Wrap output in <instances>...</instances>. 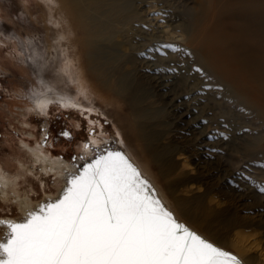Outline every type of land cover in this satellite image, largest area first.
Returning a JSON list of instances; mask_svg holds the SVG:
<instances>
[{
  "label": "rangeland",
  "instance_id": "rangeland-1",
  "mask_svg": "<svg viewBox=\"0 0 264 264\" xmlns=\"http://www.w3.org/2000/svg\"><path fill=\"white\" fill-rule=\"evenodd\" d=\"M47 1L51 3V10L43 0H0V167L3 175L13 183H17L19 192L22 195L27 194L32 201H42L48 195H56L61 187V183L53 176L43 177L39 174L33 176L32 172L25 169L29 165V155L21 143L25 141L23 139L25 136L30 138L27 133H32L27 129L28 123L32 126L36 124L37 127L33 132L36 135L39 133L38 121L29 117L33 100L39 98L45 90V84L41 79L43 70H39L38 67L47 65L48 62L51 72L54 70L53 73L50 72L51 74L58 71L65 76L63 70L59 69V65L65 60L64 50L67 49L65 52H68L71 62L80 66L78 69H81L78 73L80 84H78L83 88L82 92L78 93L74 83L71 85L67 81V84L63 86L60 82H54L52 77L47 78L56 94L55 100L51 99L49 103L52 105L54 115L56 112L60 114L56 123L52 125L53 153L62 155L63 159L71 162L81 154L84 141L96 145L93 139L109 141L122 137L129 148L127 151L134 157L144 175L152 179V183L160 190L167 207L173 210L177 220L189 224L198 232L200 231L195 224L182 217V213L195 219H202L200 217L211 205L216 209L225 208L228 204L227 195L231 194L235 197L232 204L240 214L257 216L251 225L235 226L226 232L224 229L226 221L223 218L215 222L205 221V224L212 231L221 233L220 236L224 237L225 241H219L218 244L235 255L236 250L230 246L229 241L236 233L241 234L248 244L247 247L250 248L247 253L239 255V258L245 261V264H249L245 260L246 257L252 258V264H264V206L254 208V211L243 209V205H249L248 196L254 191L255 184L258 183L255 187L260 190V195L264 196V164L252 161L253 164L240 163L234 166L235 168H231L229 165L236 164L239 160H226L215 150L214 146L210 145L214 139H203L199 133L202 130L200 123L184 122L177 111L169 112L166 109L167 116L164 111L160 110L159 103L154 98V108L147 110L148 115L154 121H159L153 131L158 134V138L160 137V145L175 149L172 159L176 168L169 175H162L160 165H156L142 150L139 143L133 140L131 133L133 125L130 121L132 117L126 105L127 100L123 98L129 97V94L125 92L122 98L117 97L109 87L106 88L103 84L105 77L100 79L97 75V70L104 71L106 68H113L114 76L123 73L131 76V80L132 78L142 80L138 60L141 56L137 55L136 50H131L129 45L133 43L135 35H140V32L146 29L145 26L138 24L141 22L140 13L146 9V6L139 7L137 3L139 0H95L92 2L80 0L83 1L80 5L86 14L122 12L117 11L115 7L123 3L128 9L122 15L129 14V17L132 15L128 22H121L115 26L120 32L117 31L112 36L108 45L116 46V50L113 51L116 59L113 60L112 54L109 53L110 55L107 56L101 68L100 63L97 64L95 61L93 66L88 64L81 53L82 46L77 42L80 33L71 31L69 27L68 21L71 22L73 16H71L68 5H71L72 0H69V4L68 0H63V5L65 2L63 9L59 8V0ZM162 1L166 4V6L160 4L163 8L161 9L163 16L168 17L171 13L178 15L177 21L175 17L171 18L175 20L172 25L189 26L192 24L193 13L199 0ZM169 10L172 12L169 13ZM50 14L54 17L50 18ZM58 29H60L59 32H57ZM74 37L78 39L75 42H73ZM180 48L178 51L182 52L181 44ZM180 54H177V59L179 65L183 67L185 57ZM157 55L162 58L166 57V53L161 51H158ZM89 66H92L96 76L91 74ZM195 88L198 91L195 98L203 96L201 95L203 92L214 94L209 87L200 84ZM144 94L141 96L149 97L150 90L146 89ZM148 97L141 99L142 106L147 105V100L151 99ZM223 106L220 109L213 108L210 114L203 117V121L214 129L212 133L226 138L230 132L226 127H231L236 115L240 120L235 123L243 127L250 126L249 118L242 116L230 103H225ZM76 115L81 122L77 121ZM78 125L84 128V134L78 130ZM90 130H95L94 136L89 135ZM64 132L70 135L64 136ZM33 136L32 133L31 138ZM25 142L30 148L36 145ZM54 157L57 155L52 154V158ZM31 182L34 190L30 185ZM19 216L13 204L1 202L0 199V217L18 218ZM259 217L261 220H258ZM1 236L0 229V238ZM205 237L217 244L208 234Z\"/></svg>",
  "mask_w": 264,
  "mask_h": 264
},
{
  "label": "bare ground",
  "instance_id": "bare-ground-1",
  "mask_svg": "<svg viewBox=\"0 0 264 264\" xmlns=\"http://www.w3.org/2000/svg\"><path fill=\"white\" fill-rule=\"evenodd\" d=\"M43 1L51 10V3L47 0ZM62 1L59 0L60 9H63L65 5V2L63 5ZM82 2L72 0L71 5H68V0L67 4L71 16H73L71 22L68 21L69 27L71 31L80 33L79 40L74 37L73 42L78 40L77 42L82 46L81 53L88 64L93 66L95 61L97 64L100 63L102 68L108 55L112 54L113 60L116 59L113 52L116 50V46L108 45L113 38L112 36L119 31L117 30L118 27L115 26L121 22H128L132 15L130 17L129 14L122 15L128 9L127 5L123 3L115 7L117 11L122 12H104L99 13V15L86 14L84 13L85 10L81 8ZM137 3L139 7L146 6V9L140 13L141 22L138 23L145 26L146 29H143L140 35H135V39L129 48L136 50L137 55L141 56L138 60L142 71V80L140 78H132L131 80V76L123 73L114 76L112 74L113 68H106L104 71L95 69L100 79L105 77L103 83L105 87H109L117 97L122 98L125 92L127 95L129 94V97L123 98L127 100L126 105L132 117L130 121L133 125L131 131L133 140L139 143L142 150L150 156L156 165H160L162 175L167 176L175 170L176 164L172 159L175 149L160 145V137L158 138V134L153 131V128L158 126L159 121H154L147 112L150 108H154L153 99L155 98L154 100L159 103L157 106L167 116V110L169 112L177 111L184 122L189 124L200 123L202 130L199 133L203 139H214L210 145L214 146L215 150L226 160H239L236 164H230L228 161L231 168H235L234 166L240 163L253 164V162H258L264 164V0H199L193 13L192 24L189 26L172 25L173 21L178 20L176 19L178 15L177 13L172 14V11L169 10L172 16H163L161 13L163 8L160 4H164V6L166 4L162 0H139ZM52 17L54 16L50 14V18ZM63 17L66 18L64 15ZM172 17H175V20H172ZM59 31L60 29L57 30V32ZM180 44L183 48L182 52L178 51L181 49ZM161 47L164 49L162 50ZM66 50H64L66 58L59 65V69L63 70L65 76L58 71L51 74L54 70L51 72L48 62L47 65L38 67L39 70H43V78L41 77V79L45 84V90L39 98L33 100L32 105H35L39 110L44 108L46 102L52 101L51 99L55 100L56 97L55 89L51 88L50 81L47 79L49 77H52L54 82L62 83L63 86L67 84V81L71 85L74 83L78 93L82 92L83 87L79 85L80 77L78 74L81 70H78L80 66L71 62L68 58V52H65ZM158 51L166 53V57H159ZM179 53L185 57L183 67L178 63L177 54L179 55ZM92 66H89L88 69L92 75L96 76ZM76 83H79L78 86ZM198 84L209 87L214 94L203 92L201 94L203 96L195 98L196 93H198L195 87ZM146 89H149L151 94L145 98L151 99L147 100L146 106H142L141 99L144 97L141 94L144 96ZM225 103H230L242 116L248 117L250 123V126L247 127L238 125L235 121L240 119L236 115L231 127H226L230 131L226 138L220 134L212 133L214 129H211L210 125L203 121V117L210 114L213 108H223ZM76 119L81 122L78 115H76ZM27 134L31 138L32 133ZM93 140L97 143L96 145H102L103 140ZM111 140V147L127 155L142 176L154 187L163 205L178 219L173 210L167 207L160 190L152 183V179H148L144 175L134 157L128 152L129 148L122 137ZM21 144L29 155V165L25 169L32 172L31 175L33 176L37 174L43 177L53 176L61 183V187L56 195L44 196L45 199L42 201H32L27 194L22 195L19 192L17 183L7 179L0 167L1 202L13 204L20 215L18 218L0 217V221L5 223L20 221L26 213L37 209L46 201L57 200L66 187V177L77 174V169H82L83 165L93 156V149L87 148L89 142L83 144L84 149H82L81 154L75 161L71 162L58 156L52 158V154L45 151L38 143L33 148H30L25 141H22ZM257 184L254 185V191L248 196L249 205H243V209L254 211V208L264 206V196H261L260 190L255 187ZM233 198L235 199L231 194L227 195L229 205L227 204L223 209L209 206L204 215L200 217L202 219H195L182 213V217L194 223L200 232L189 224L182 223L204 238L208 234L217 244L219 241L224 242V237L220 236L221 233L212 231L205 224V221L215 222L217 219L223 218L226 221L225 226L227 228L224 227V229L227 232L235 226L247 227L257 217L240 214L232 204ZM258 220H261V217ZM0 229L2 232L0 240H3L8 230L4 227H0ZM229 244L236 250L238 258L239 255L247 253L250 248L247 247V242L238 233L229 241ZM217 246L220 247V244ZM245 260L249 264L253 263L250 257H246ZM241 261L245 264V261Z\"/></svg>",
  "mask_w": 264,
  "mask_h": 264
},
{
  "label": "snow or ice",
  "instance_id": "snow-or-ice-1",
  "mask_svg": "<svg viewBox=\"0 0 264 264\" xmlns=\"http://www.w3.org/2000/svg\"><path fill=\"white\" fill-rule=\"evenodd\" d=\"M0 227L8 230L0 264H241L178 222L129 159L110 149L67 176L57 200Z\"/></svg>",
  "mask_w": 264,
  "mask_h": 264
},
{
  "label": "flooded vegetation",
  "instance_id": "flooded-vegetation-1",
  "mask_svg": "<svg viewBox=\"0 0 264 264\" xmlns=\"http://www.w3.org/2000/svg\"><path fill=\"white\" fill-rule=\"evenodd\" d=\"M51 107H52L51 103L46 102L44 108L42 110H39V109H37L35 107V105L31 104V108H30L31 109V111H30L31 115L29 117H32L36 121H38L37 125L39 126V133L36 135L33 132V130H35V127H37L36 124H33V126H32L30 123H28L27 129L29 131H31L34 134V136L32 138H28L27 136H25L23 139L25 141H27L28 143L32 144V145H35V144L39 143L40 147H42L48 153L60 156L58 154H54L53 153L54 150H53V130H52V125L54 123H56V121L59 118L60 114L58 112H56V114L54 115V112L52 111ZM78 128H79L78 130L82 134L85 133V130H84V128L82 126L79 127V125H78ZM88 133H89V135L94 136L95 130H90V131H88ZM85 142H88V141H84L83 144ZM60 157L63 158L62 155ZM30 185L33 188V183L32 182H31ZM37 187H39V186H37ZM33 190H34V188H33Z\"/></svg>",
  "mask_w": 264,
  "mask_h": 264
},
{
  "label": "water",
  "instance_id": "water-1",
  "mask_svg": "<svg viewBox=\"0 0 264 264\" xmlns=\"http://www.w3.org/2000/svg\"><path fill=\"white\" fill-rule=\"evenodd\" d=\"M111 144H112V140H105V141H102V145H92V144H88L87 145V148H92L93 149V156L91 157V159L87 162V163H89V162H91L93 159H95V156H96V153H97V151L99 150V151H101V152H103V151H105V150H107V149H110V150H112V151H118V150H116L115 148H112L111 147ZM121 152V151H120ZM123 153V152H122ZM124 154V153H123ZM126 157H127V155L126 154H124ZM128 158V157H127ZM129 159V158H128ZM129 161L136 167V165L129 159ZM86 164V163H85ZM84 164V165H85ZM83 165V166H84ZM83 168V167H82ZM137 168V167H136ZM138 169V168H137ZM138 171H139V169H138ZM140 172V171H139ZM140 174H141V172H140ZM141 177L145 180V181H147V183L149 184V186H150V191H152V192H154L155 193V196H156V198L157 199H159L160 200V198L157 196V193H156V191H155V189H154V187L150 184V182L147 180V179H145L143 176H142V174H141ZM160 202H161V200H160ZM162 203V202H161ZM163 204V203H162ZM164 206V205H163ZM165 207V206H164ZM166 208V207H165ZM167 209V208H166ZM168 210V209H167ZM178 221V220H177ZM178 222H180V221H178ZM180 223H182V222H180ZM184 224V223H183ZM188 227V226H187ZM191 229V228H190ZM194 231V230H193ZM224 250V249H223ZM225 251H227V250H225ZM227 252H229V251H227ZM229 253H231V252H229ZM232 255H234L233 253H231ZM234 256H236V255H234ZM237 257V256H236ZM238 258V257H237ZM239 259V258H238ZM240 260V259H239ZM241 261V260H240ZM241 264H244L242 261H241Z\"/></svg>",
  "mask_w": 264,
  "mask_h": 264
}]
</instances>
